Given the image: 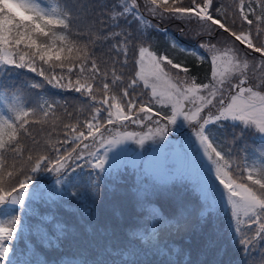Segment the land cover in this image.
Returning a JSON list of instances; mask_svg holds the SVG:
<instances>
[{"label":"snow or ice","instance_id":"1","mask_svg":"<svg viewBox=\"0 0 264 264\" xmlns=\"http://www.w3.org/2000/svg\"><path fill=\"white\" fill-rule=\"evenodd\" d=\"M0 264H264V0H0Z\"/></svg>","mask_w":264,"mask_h":264},{"label":"trees","instance_id":"2","mask_svg":"<svg viewBox=\"0 0 264 264\" xmlns=\"http://www.w3.org/2000/svg\"><path fill=\"white\" fill-rule=\"evenodd\" d=\"M249 143L252 145V148H254V149H259V147H260V145H259V143L258 142H253V141H249ZM41 251H45L43 248H41L40 249Z\"/></svg>","mask_w":264,"mask_h":264},{"label":"rangeland","instance_id":"3","mask_svg":"<svg viewBox=\"0 0 264 264\" xmlns=\"http://www.w3.org/2000/svg\"><path fill=\"white\" fill-rule=\"evenodd\" d=\"M251 142V141H250Z\"/></svg>","mask_w":264,"mask_h":264}]
</instances>
